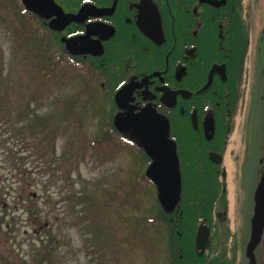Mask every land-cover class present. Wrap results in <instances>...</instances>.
Segmentation results:
<instances>
[{"label": "rangeland", "instance_id": "1", "mask_svg": "<svg viewBox=\"0 0 264 264\" xmlns=\"http://www.w3.org/2000/svg\"><path fill=\"white\" fill-rule=\"evenodd\" d=\"M246 4L248 9L256 4L252 10L256 14L262 11L264 0H246ZM24 17L21 8L9 7L0 0L3 264H39L36 254L47 241L53 252L47 264H170L164 244V240L171 241L170 233L165 230V234H159L154 226L156 195L151 184L146 187L139 182H147L142 175L144 163L131 149L105 154L90 150L72 170L71 150L77 149L81 131L91 137L101 131L105 115L102 103L111 98L112 89H93L78 73L60 71L57 78H45L46 72L52 75L46 66L53 55L45 54L47 63L41 61L43 67L36 64L33 41L23 32ZM246 85L250 90L249 79ZM259 92L254 84L250 96L248 92L243 99L221 167L220 181L228 197L226 225L231 229L227 257L234 258L236 264L243 263L245 251L240 203L252 200L259 179L256 160L264 138L263 121L258 116ZM67 99H72L71 114L64 126L70 123V131L56 136L55 152L54 136L45 135L46 143L38 146L39 152L34 139L28 140L27 133L20 132L24 124L14 123L16 113L24 111L25 103L30 102L28 110L40 107L36 115L47 113L53 119ZM10 106L15 111L8 116ZM75 192L85 195L87 201L71 199Z\"/></svg>", "mask_w": 264, "mask_h": 264}, {"label": "flooded vegetation", "instance_id": "2", "mask_svg": "<svg viewBox=\"0 0 264 264\" xmlns=\"http://www.w3.org/2000/svg\"><path fill=\"white\" fill-rule=\"evenodd\" d=\"M3 1L13 8L28 7L26 0ZM34 1L36 6L51 2ZM54 1L65 13L80 18L63 24L57 10H52L49 17L30 11L36 64L42 65L45 54L58 49L97 69L102 87L109 86L114 91V116L148 107L169 118V136L178 143L182 176L183 169L205 166L218 168L222 176L228 146L226 136L231 133L242 101L248 92L250 96L254 84L260 91L258 116L264 131V5L260 7L263 12L254 14L256 4L248 9L246 0ZM69 39H74L70 46ZM248 79L250 90L246 88ZM124 87L127 88L121 93L119 104L116 95ZM167 92L171 93L169 102L164 99ZM0 148L2 151V133ZM256 161L260 167L259 182L264 175V138ZM180 206L170 214H180ZM218 219L216 209L212 221L203 216L190 227L195 229L194 240L179 244L172 252L169 246L172 242L164 240L170 264H190L188 259L195 258L194 253L204 255L203 264H214L220 255L213 252ZM242 221L246 231L242 245L246 247L251 217H242ZM201 225L211 230L204 252L197 248L196 242ZM260 251L257 248V264H262ZM176 253L180 257L185 253V261L175 260ZM171 254L173 259H169ZM114 258L113 254L112 263ZM242 260L246 261L244 264L249 262L246 249ZM0 263H3V167H0Z\"/></svg>", "mask_w": 264, "mask_h": 264}, {"label": "trees", "instance_id": "3", "mask_svg": "<svg viewBox=\"0 0 264 264\" xmlns=\"http://www.w3.org/2000/svg\"><path fill=\"white\" fill-rule=\"evenodd\" d=\"M22 10H25L24 12H21L22 14H25L24 20L22 22L23 24V32L26 35V37L31 38L32 36V24H33V18L32 13L28 11L26 8H22ZM50 55H53L51 59H49L48 66H46V70H52L50 73L52 75L47 74V72L44 74L45 78H54L56 75V78L59 76L58 74L64 73L65 74H73L78 73L82 75L86 80L87 84L91 88H95L97 86L101 88V81L98 79V71L94 67H92L90 64H87L85 60H79L71 55H66L63 52H60L58 49H55L53 53ZM46 63H47V57H46ZM41 67V66H40ZM43 67V66H42ZM42 68L40 69V72H42ZM61 71V73H59ZM39 75V71L37 72ZM109 88V86H108ZM107 88V89H108ZM114 91H111V98L107 99L105 102L103 101L102 107L104 110V117L102 120L103 125L101 126V131L98 133V135L91 137L89 134L84 133L83 131L80 132L81 140H77L75 145H77V149L71 150L69 160L72 163V170L76 167H78L83 160L84 156L87 155L88 151L91 150V152L94 153H102L105 154L107 152H117L121 148L122 149H131L134 154L143 161V170L142 175L145 178V181L139 180V182L144 184L146 187L151 184L153 187V190L156 195L157 200V209L156 214L154 217V226H156L157 231L159 234L164 233L165 230H167L170 234L173 236L170 237L172 244L170 246V251L172 252L174 249L179 248V244H183L187 241L189 244V241L194 240V234L195 229H192L193 225L196 224V222L200 221V219L203 218V216H208L210 221H212V217L214 216V209L218 211L219 213V219L216 224V230L214 232L213 236V252L216 253V251H220L222 248V251L219 256H217V260L214 264H236V260L233 258L229 259L227 257L228 251H227V242L229 240L231 229L228 225H226L228 220V197H227V190L225 187V184H223L220 181V174L218 173V168H211L209 166L205 167H191L187 171L183 169V187H182V197L180 201V214H170L165 213L163 210V207L158 199L157 195V187L156 185L147 178L146 174L144 173L146 170V167L151 162V159L148 157L144 149L141 147V145L138 144L137 141L129 138L128 136L124 135L123 133L119 132L117 128L114 125V113L115 111L111 109L115 108V102H114ZM8 99V97H7ZM42 100V99H41ZM72 99H67L61 104V107L57 110L58 113L55 114V117H50L47 113L40 116L36 115V111L40 109V107H37L35 110H28L31 106L30 102L25 103V109L24 111L16 113L15 118V124L22 123L24 126H22L21 133H27L28 140L34 139L33 144L38 149V151L41 149L38 146L44 147V143L46 141L44 140L45 135H53L54 141L52 143V148L54 149V152L56 151L55 148V140L56 136L65 134L70 131V123L67 126H64L65 122L69 121V117L71 114V104ZM9 104H12V102L8 99L7 101ZM60 103L59 101L57 102ZM3 104H4V98H3ZM9 104H7L9 106ZM57 104V105H58ZM28 108V109H27ZM15 110L11 108L8 110L9 115L11 116L12 113ZM36 115V116H35ZM57 116V117H56ZM33 120L34 123L30 124V121ZM70 122V121H69ZM33 136V138L30 136ZM230 135V134H229ZM227 135V139L228 136ZM79 136V134H78ZM37 140L35 141V139ZM41 144V145H40ZM54 144V145H53ZM40 152V151H39ZM105 152V153H104ZM43 154H49L44 153ZM71 171V168H70ZM141 174V173H140ZM69 176V174H68ZM139 186L140 184L137 183ZM256 187V186H255ZM254 194V192H253ZM85 195H77V192L71 196L73 198H80L83 199V201H87V198H84ZM247 200L241 202V215L242 217H251L253 213V207H254V200L252 196V200L246 202ZM246 203V204H245ZM78 205L76 202L73 206ZM206 210V212H205ZM167 217V218H166ZM171 217H174V220H171ZM141 223V220L138 221V224ZM192 227V228H190ZM195 227V226H194ZM177 231L180 232V234L177 233ZM245 225L241 228L242 236L245 234ZM45 239H42V243L44 244ZM53 240L51 241V243ZM177 244V245H176ZM50 243L47 241L44 245H42V248L39 250L36 254L37 260L39 261V264H47L49 261V257L52 256V250L50 248ZM178 246V247H177ZM263 246V249H261ZM260 248V256L262 260V264H264V244L261 245ZM183 253V252H180ZM177 254V253H176ZM171 259L172 254L170 255ZM204 255H199V253H194L195 258L188 259L190 261V264H203L202 259ZM175 260L177 261H185V253L183 257H180L178 254L174 256ZM245 258V256H244ZM246 259V258H245ZM246 261L244 260L243 264ZM3 264V263H0Z\"/></svg>", "mask_w": 264, "mask_h": 264}, {"label": "water", "instance_id": "4", "mask_svg": "<svg viewBox=\"0 0 264 264\" xmlns=\"http://www.w3.org/2000/svg\"><path fill=\"white\" fill-rule=\"evenodd\" d=\"M26 2L29 10L38 12L46 17L50 16L49 14L52 10H57L60 15L59 21L63 24H68L80 18L79 15L65 13L54 0H51L50 4L46 6H36L34 5V0H26ZM73 42L74 39H69L67 43L70 46ZM208 86L204 89L208 88ZM126 88H122L117 93L116 99L118 103L121 93ZM170 98L171 93L167 92L164 99L169 102ZM114 124L121 133L128 134L131 138L138 140L147 155L152 159V163L146 170V175L157 185L158 197L163 208L169 213L174 212L181 200L182 173L177 143L169 137L170 120L156 109L147 107L139 112L130 110L127 114L117 113ZM254 201L251 236L246 247L249 264H257L256 249L261 244L264 235V175L256 187ZM210 235L211 230L209 227L201 225L196 242L197 248L202 252L205 251L209 243Z\"/></svg>", "mask_w": 264, "mask_h": 264}]
</instances>
